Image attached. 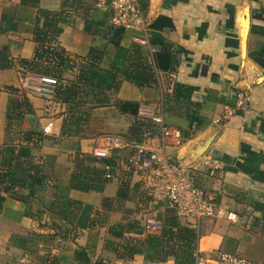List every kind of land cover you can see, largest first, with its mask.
<instances>
[{
  "label": "crops",
  "instance_id": "1",
  "mask_svg": "<svg viewBox=\"0 0 264 264\" xmlns=\"http://www.w3.org/2000/svg\"><path fill=\"white\" fill-rule=\"evenodd\" d=\"M143 3L146 30L119 27L118 33L94 0H0V49L8 46L13 61L0 69V154L9 100L20 93L31 106L24 119L28 130L42 133L32 135L30 144H37L32 153L43 164L38 181L29 179L33 186L12 178L11 193H1L0 264H178L162 250L167 239L162 252L143 243L148 234L162 232L167 207L153 201L128 166L135 143L161 151L162 126L154 116L183 131L178 154L197 167L196 184L236 215L202 218L196 253L263 258L264 0ZM42 10L58 14L62 28L48 45L35 41ZM136 44L154 70V79L143 85L125 77L126 62L116 63L118 45L131 53ZM60 47L75 58L55 85V93L70 87L69 101L26 94L29 69L23 61L59 63L65 53ZM178 83L192 90L178 96ZM240 92L248 93L247 107L232 112ZM16 142L11 144H25ZM98 145L108 147L112 165L93 154ZM77 154L89 156L85 166L105 170L101 190L71 185ZM207 156L223 163L214 176L201 166ZM8 170L0 161V172ZM147 209L157 216L154 232L143 224Z\"/></svg>",
  "mask_w": 264,
  "mask_h": 264
},
{
  "label": "built area",
  "instance_id": "2",
  "mask_svg": "<svg viewBox=\"0 0 264 264\" xmlns=\"http://www.w3.org/2000/svg\"><path fill=\"white\" fill-rule=\"evenodd\" d=\"M94 1L96 7L106 13L114 27L146 30L148 19L142 0ZM57 83V77L27 71L22 89L26 94L53 100L56 96ZM248 99L247 92H240L236 108L232 112L245 110ZM154 120L162 126L161 151H149L144 144L135 143L128 162L129 168L139 173V179L145 183L153 201L173 208L179 218L195 227H198L204 217H226L234 220L236 216L234 213H225L214 201L213 196L196 184L197 167L180 158L178 153L185 142L183 131L165 124L161 116H154ZM50 129V125L44 128L45 132H49ZM93 154L98 158H105L110 152L108 147L98 145L94 148ZM201 166L207 170L208 175L214 176L222 169L223 163L219 158L207 156L201 161ZM157 222L154 212L150 209L144 211L143 224L148 232L157 230ZM142 264H158V262L146 261ZM194 264H264V256L261 259H251L229 251H221L217 256L197 253Z\"/></svg>",
  "mask_w": 264,
  "mask_h": 264
},
{
  "label": "trees",
  "instance_id": "3",
  "mask_svg": "<svg viewBox=\"0 0 264 264\" xmlns=\"http://www.w3.org/2000/svg\"><path fill=\"white\" fill-rule=\"evenodd\" d=\"M43 18L44 22L43 24H40L39 20ZM59 18L60 17L58 16V14H54L53 12L50 13L45 10L41 11L35 30V41L38 44H52L53 41L57 39V36L62 31V28L57 23ZM119 29L121 28H116V30ZM119 32L120 30L118 31V33ZM131 48H133L132 52L129 53V49L118 45L116 63H118L120 59L122 60V64L125 62L127 63L125 64V66L128 68H125L126 70L124 72V75L128 79L136 81L141 85L149 83L151 80L154 79V70L152 63L148 60V57L146 56V53L141 46L136 44L134 47L132 46ZM60 50L65 53L63 56L61 55V61L59 63H43L37 60H24V64L27 65L26 69L28 68L31 72L38 74H51L57 76L58 80L60 81L61 79H63L62 75L64 70L66 68L70 69L74 67L75 64V58H73L63 48L60 47ZM12 65L13 61L10 57L9 47L4 46L0 49V69L9 68L12 67ZM70 90V87L64 89L58 87L55 97H58L63 102L69 101L67 95L69 94ZM188 90H192V86L181 83H178L176 85V95L178 96L182 95L183 91ZM23 106H27L30 112V102L25 95H23L21 100L16 98H10L7 110V118L11 117L13 111L16 113L17 116L23 117L25 115V112H21L20 110L17 111L18 108L21 109ZM122 110L126 111L127 108L125 109V107H122ZM189 114L193 115L191 111L189 112ZM28 133L30 135L28 137V143L24 144L20 142L19 146L10 144L5 148V152L3 154L1 152L0 154L1 165L4 167H8L9 169L7 172H3L2 175L10 176V179L13 178L14 181L19 182V184L23 186H33L31 184H34L38 181V173L41 169L40 167L43 165L39 162L37 164H33L34 154L32 153V148L34 146L30 144L33 133H37V135L39 136H41L42 133L34 130H29ZM184 139L186 140L185 136ZM138 140L140 141L141 139ZM17 147L18 150L16 152ZM87 157L82 154L76 155V168L74 174L72 175L71 185L82 190H101L103 188V185L99 182H104V180L106 179L102 177V175H105V170H100L96 168L91 169L90 167L85 166V159ZM96 158L104 159V164H113L111 158ZM31 169L35 171V175L28 173V171ZM19 170H22L24 172L19 174L17 173V171ZM89 172H92L93 175H90ZM29 179L32 180V183L29 181ZM12 187L13 186L8 185L6 187V191L11 193ZM4 198L5 197L0 194V203H2ZM163 220L164 227L162 232L160 234H148L143 243L148 245V250L150 252H162L160 250V246L163 244V241L167 239L166 242L168 241L169 244H166L167 248L162 249L163 251H165L167 254L174 256L176 263L178 264H194L197 254V240L199 236L197 228L179 218L176 211L170 207L166 208L165 218ZM136 250L138 251L140 249Z\"/></svg>",
  "mask_w": 264,
  "mask_h": 264
},
{
  "label": "rangeland",
  "instance_id": "4",
  "mask_svg": "<svg viewBox=\"0 0 264 264\" xmlns=\"http://www.w3.org/2000/svg\"><path fill=\"white\" fill-rule=\"evenodd\" d=\"M30 71V70H29ZM34 73V72H33ZM14 99L15 98H18V99H22L20 97V93H19V96L17 97H13ZM21 111V112H25V115L23 117H20V116H17L16 113L13 111L12 112V115L10 118H8V121H7V137H5L6 139V143L5 145H3V147L1 148V152L2 154L5 152V148L10 145L12 142H16V140H23L24 139V142L25 143H28V137L30 136L29 135V127L25 124L26 120H24L26 118V116H28L29 114H31L28 110V107L27 106H23L21 109L18 108L17 111ZM33 136H35L37 138V133H33L32 134ZM34 141V140H32ZM14 143V145H16ZM31 143V142H30ZM13 145V144H11ZM32 145L34 146L33 148V152H36L37 149H38V146L37 144H34L32 143ZM37 164V159L35 160V158H33V164ZM28 165V164H27ZM26 166V165H25ZM32 168V167H31ZM34 169V168H33ZM32 170V169H31ZM9 182L10 181V176H4L2 175V173L0 172V194L3 192L4 194H8L9 192L6 191V187L10 184Z\"/></svg>",
  "mask_w": 264,
  "mask_h": 264
}]
</instances>
